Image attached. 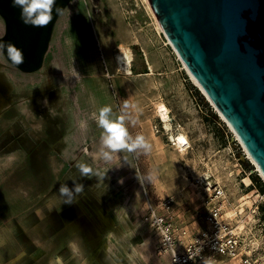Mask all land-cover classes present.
<instances>
[{
  "label": "rangeland",
  "instance_id": "1",
  "mask_svg": "<svg viewBox=\"0 0 264 264\" xmlns=\"http://www.w3.org/2000/svg\"><path fill=\"white\" fill-rule=\"evenodd\" d=\"M60 5L34 62L17 66L0 56V264H162L147 199L176 195L191 225L199 206L191 176L201 172L224 184L229 215L247 241L264 246V176L191 80L145 0ZM8 32L0 11V40ZM120 45L132 53L131 74L115 62ZM149 65L153 73L143 74ZM160 103L184 142L169 141L156 115ZM103 106L111 118L125 117L129 143L143 135L150 149L105 160L94 118ZM78 163L93 172L82 175Z\"/></svg>",
  "mask_w": 264,
  "mask_h": 264
},
{
  "label": "water",
  "instance_id": "2",
  "mask_svg": "<svg viewBox=\"0 0 264 264\" xmlns=\"http://www.w3.org/2000/svg\"><path fill=\"white\" fill-rule=\"evenodd\" d=\"M148 1L172 47L264 176V0ZM61 2L55 0L52 14ZM0 11L8 21V44L13 22ZM46 27L28 25L22 64L36 60Z\"/></svg>",
  "mask_w": 264,
  "mask_h": 264
},
{
  "label": "built area",
  "instance_id": "3",
  "mask_svg": "<svg viewBox=\"0 0 264 264\" xmlns=\"http://www.w3.org/2000/svg\"><path fill=\"white\" fill-rule=\"evenodd\" d=\"M190 184L199 200L191 225L179 215L176 195L157 203L147 199V220L158 238L155 255L162 264H264V246L247 241L243 225L229 215L224 184L211 172L192 175Z\"/></svg>",
  "mask_w": 264,
  "mask_h": 264
},
{
  "label": "clouds",
  "instance_id": "4",
  "mask_svg": "<svg viewBox=\"0 0 264 264\" xmlns=\"http://www.w3.org/2000/svg\"><path fill=\"white\" fill-rule=\"evenodd\" d=\"M12 2L14 7L21 9L20 18L26 25L45 27L53 20L52 12L55 0H12ZM56 11L59 14L61 9L57 8ZM5 53L8 59L17 66L24 62L23 53L20 49L11 43L5 44L0 40V56ZM74 74L78 75L75 71ZM129 107V103L125 101L123 108L128 109ZM132 107H135V105H132ZM111 113L112 108L110 106H103L94 117L97 126L103 130L101 142L103 148L108 150L101 153L105 160H111V153L120 150L150 149V145L143 135H137L134 141L129 143L130 136L124 124L125 117L121 115L113 119ZM76 167L84 176H88L93 172L89 166L83 163H78ZM59 191L61 194L66 195L69 189L62 185ZM75 191L80 192L81 187L77 186Z\"/></svg>",
  "mask_w": 264,
  "mask_h": 264
},
{
  "label": "bare ground",
  "instance_id": "5",
  "mask_svg": "<svg viewBox=\"0 0 264 264\" xmlns=\"http://www.w3.org/2000/svg\"><path fill=\"white\" fill-rule=\"evenodd\" d=\"M145 2L147 4L148 8L150 9V11L152 12V14L154 16V19L156 21V24L158 25V28L161 31H163L161 26H160V24L158 23V20H157L155 14L152 11V8H151V6L149 4V1L145 0ZM0 6L2 7V9L5 12L8 13V15L11 17L12 22H13L14 34L10 38L9 43L15 45L18 49H21V47H23L24 42H26L28 37H29L28 25L24 24L22 22L21 18H20L21 9L19 7H14L12 0H0ZM39 38H40V31H38V39ZM115 62L117 63V65L119 66V68L121 70L125 71V73H127V74H131L132 73V68H131L132 53L128 49V47L126 48V47L120 45L119 51L115 55ZM182 64H183V67L185 68V70L187 71L188 75L190 76L191 80L194 82V84L207 97V99L212 103V101L210 100V98L208 97L206 92L203 90V88L200 86V84L197 82V80L194 78V76L191 74V72L188 70V68L185 66V64L183 62H182ZM152 73H153V68H152L151 65H149V69L147 71L143 72V74H146V75H149V74H152ZM215 109L217 110V112L219 113L221 118L227 123V125L229 126L231 131L235 134L237 140H239V142L243 146L245 152L247 153V157H249L250 160L256 165L255 161L250 156L249 152L247 151V149L245 148V146L243 145V143L241 142V140L239 139L237 134L234 132V130L232 129L230 124L226 121L224 116L219 112V110L216 107H215ZM169 111L170 110L166 106V104L160 103L158 105L157 114L156 115H157L158 119L160 120V122L162 123L163 129L168 133L170 142H172V143L184 142L187 139V137H186L185 134H182V133L181 134H177L174 131V129H173L174 127H173V124H172V118L170 116ZM257 168H258V166H257ZM258 170H259V168H258ZM260 174H261V172H260Z\"/></svg>",
  "mask_w": 264,
  "mask_h": 264
},
{
  "label": "trees",
  "instance_id": "6",
  "mask_svg": "<svg viewBox=\"0 0 264 264\" xmlns=\"http://www.w3.org/2000/svg\"><path fill=\"white\" fill-rule=\"evenodd\" d=\"M145 71H147V70H144V71H142V72H145Z\"/></svg>",
  "mask_w": 264,
  "mask_h": 264
}]
</instances>
